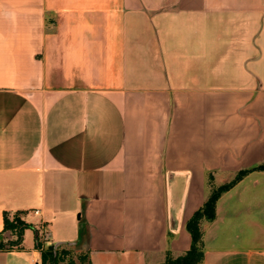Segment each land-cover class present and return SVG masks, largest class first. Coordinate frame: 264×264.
I'll list each match as a JSON object with an SVG mask.
<instances>
[{
  "label": "crops",
  "instance_id": "obj_1",
  "mask_svg": "<svg viewBox=\"0 0 264 264\" xmlns=\"http://www.w3.org/2000/svg\"><path fill=\"white\" fill-rule=\"evenodd\" d=\"M261 165L264 0H0V264L179 258ZM215 212L199 264H264V171Z\"/></svg>",
  "mask_w": 264,
  "mask_h": 264
},
{
  "label": "trees",
  "instance_id": "obj_2",
  "mask_svg": "<svg viewBox=\"0 0 264 264\" xmlns=\"http://www.w3.org/2000/svg\"><path fill=\"white\" fill-rule=\"evenodd\" d=\"M253 171H264V165L258 166L250 170L240 171L235 179L230 183L214 189L208 201L204 206L199 209L191 220L187 223L188 232L192 238L191 249L183 256L179 258H172L167 256L166 261L163 264H199L204 256L202 249V232L200 228V223L202 220L206 219L213 221L216 217V203L223 193L231 190L237 183H239L248 173ZM32 226L23 222L20 218L15 216L13 220L10 219L9 214H4V233L7 231H12L17 237L16 242H10L7 245L0 244V251H11L14 249H19L22 244V238L24 231L26 229H31ZM2 236V235H1ZM83 236V235H82ZM82 238H80L81 244ZM36 248L41 253V264H59L62 262V257L65 252H59L55 247L50 246L47 249H42L40 241L36 239ZM88 259V256H87Z\"/></svg>",
  "mask_w": 264,
  "mask_h": 264
},
{
  "label": "rangeland",
  "instance_id": "obj_3",
  "mask_svg": "<svg viewBox=\"0 0 264 264\" xmlns=\"http://www.w3.org/2000/svg\"><path fill=\"white\" fill-rule=\"evenodd\" d=\"M14 218L15 217H13V219ZM9 232L12 234L14 233L12 231H9ZM10 233H8L7 235L0 236V244L7 245L10 242L17 241V239H13V240L6 239L7 237H9ZM255 243H262V240L260 239L255 240ZM40 245L42 246V249H47L46 245H43L41 241H40ZM53 247H55L59 252L66 253L63 255L62 262H60L59 264H89L88 259H87L88 255H87V248L85 245V241L81 242V244L57 245Z\"/></svg>",
  "mask_w": 264,
  "mask_h": 264
},
{
  "label": "built area",
  "instance_id": "obj_4",
  "mask_svg": "<svg viewBox=\"0 0 264 264\" xmlns=\"http://www.w3.org/2000/svg\"><path fill=\"white\" fill-rule=\"evenodd\" d=\"M38 212H36V214H37ZM42 242V241H41Z\"/></svg>",
  "mask_w": 264,
  "mask_h": 264
}]
</instances>
